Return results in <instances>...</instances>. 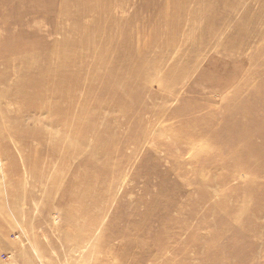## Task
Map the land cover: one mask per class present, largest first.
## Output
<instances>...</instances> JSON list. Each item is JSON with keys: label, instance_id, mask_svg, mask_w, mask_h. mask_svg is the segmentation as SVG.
Segmentation results:
<instances>
[{"label": "rangeland", "instance_id": "rangeland-1", "mask_svg": "<svg viewBox=\"0 0 264 264\" xmlns=\"http://www.w3.org/2000/svg\"><path fill=\"white\" fill-rule=\"evenodd\" d=\"M0 264H264V0H0Z\"/></svg>", "mask_w": 264, "mask_h": 264}, {"label": "bare ground", "instance_id": "bare-ground-1", "mask_svg": "<svg viewBox=\"0 0 264 264\" xmlns=\"http://www.w3.org/2000/svg\"><path fill=\"white\" fill-rule=\"evenodd\" d=\"M41 77H42V79L40 78L38 81H34L32 84L29 82H28L29 84H27V85H30V86L35 87V88L40 87V90H38L37 91L38 93L35 95L37 102L40 101L41 97L47 93H50V94H52V96H54L53 86L50 85V83H52V78L50 77L49 73L44 74ZM42 86H44V88H45L44 91L42 90V88H43Z\"/></svg>", "mask_w": 264, "mask_h": 264}]
</instances>
